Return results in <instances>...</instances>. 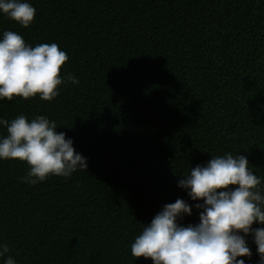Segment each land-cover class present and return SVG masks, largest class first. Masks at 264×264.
I'll use <instances>...</instances> for the list:
<instances>
[{
	"label": "trees",
	"instance_id": "16d2710c",
	"mask_svg": "<svg viewBox=\"0 0 264 264\" xmlns=\"http://www.w3.org/2000/svg\"><path fill=\"white\" fill-rule=\"evenodd\" d=\"M29 2L33 22L0 12V33L55 42L64 82L51 101L0 100V118L47 116L87 169L33 185L27 162L0 159V244L16 264H153L131 244L164 204L197 202L177 184L191 166L239 153L264 177V0ZM248 243L238 259L258 264Z\"/></svg>",
	"mask_w": 264,
	"mask_h": 264
},
{
	"label": "clouds",
	"instance_id": "9594fccd",
	"mask_svg": "<svg viewBox=\"0 0 264 264\" xmlns=\"http://www.w3.org/2000/svg\"><path fill=\"white\" fill-rule=\"evenodd\" d=\"M0 12L27 27L36 8L29 0H0ZM66 60V52L55 42L32 46L19 33L5 29L0 33V100L39 94L40 99L51 101L64 82L59 73ZM67 79L79 83L70 73ZM0 126L6 129V135L0 136V159L27 162L30 167L22 180L29 184L49 175L69 177L87 169V158L75 150L73 139L58 132L57 123L45 115L29 119L21 114L11 121L0 118ZM248 165L245 155L225 153L191 166L177 184L197 202L177 198L164 204L149 223H142L131 244L132 256L151 258L153 264H246L238 257L252 256L250 236L258 264H264V177ZM193 208L202 210L199 222L181 223ZM254 222L259 226L253 227ZM8 252V245L0 244L4 264H16Z\"/></svg>",
	"mask_w": 264,
	"mask_h": 264
}]
</instances>
